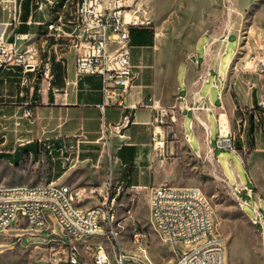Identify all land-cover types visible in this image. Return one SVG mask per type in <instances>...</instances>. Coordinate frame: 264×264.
Segmentation results:
<instances>
[{"label":"crops","instance_id":"0c3cea01","mask_svg":"<svg viewBox=\"0 0 264 264\" xmlns=\"http://www.w3.org/2000/svg\"><path fill=\"white\" fill-rule=\"evenodd\" d=\"M8 1L0 0V24L12 22ZM19 1L20 24L8 26L6 34L11 40L15 32L31 34L40 61L50 60L52 68L50 78L43 77L42 63L34 71L13 67L1 72L0 185L54 182L75 190L95 188H79L81 178L71 181V176L83 172L84 181L102 182L105 154L110 151L120 178L125 168L130 169L128 190L150 197L152 189L162 185L155 174L162 170L167 125L175 115L181 116L190 149L200 157L214 155L212 138L216 136L217 142L220 130L236 136L235 122L248 123L252 117L256 127L249 143L247 136L248 146L253 144L255 150L264 151V66L248 62L247 56L234 62L238 38L230 34L223 44L210 47L206 43L202 55L197 54L198 43L179 64L169 91L158 34L151 26L135 29L131 59L138 78L127 100L129 108L109 106L102 111V77L78 74L75 49L65 37L58 38L49 31L61 12L68 20L74 6L69 4L63 10L66 0H61L55 9L40 12L35 0ZM25 2L28 6L23 8ZM232 39L235 48L223 68ZM29 109L34 112L31 119L24 117ZM161 112L167 113L163 124L158 121ZM127 114L132 123L120 138L112 127ZM186 114L192 115L188 131ZM245 135L242 131L241 149L246 148ZM192 136H196L199 149L192 148ZM236 184L241 185L239 181Z\"/></svg>","mask_w":264,"mask_h":264},{"label":"built area","instance_id":"2783aa9c","mask_svg":"<svg viewBox=\"0 0 264 264\" xmlns=\"http://www.w3.org/2000/svg\"><path fill=\"white\" fill-rule=\"evenodd\" d=\"M8 2L12 22L0 24V75L2 70L13 67H22L26 72L34 71L42 63L43 77L50 78L51 61H40L31 34L15 32L12 40L7 36L6 28L19 25L22 13V1ZM60 3L61 0H35L36 9L40 12L55 9ZM69 4L74 6L71 17L65 21L64 13L61 12L57 21L49 25V31L58 38L65 37L75 49L78 74L102 77L104 103L99 106L102 111L109 106L129 108L127 100L138 78L131 59V29L151 26L147 9L141 0H66L63 10ZM260 64L264 66V60ZM33 115V110L29 109L24 117L31 119ZM165 118L167 113L161 112L158 121L163 124ZM174 118L171 116V119ZM131 123L132 118L127 114L119 125L112 127V131L122 138ZM242 123L244 126L247 124ZM235 137L230 132L222 133L220 130L218 147L228 148L238 154L234 146ZM109 159L113 160V156L109 155ZM234 187L242 210L247 202L241 199L240 194L247 192L253 199L255 216L250 220L261 224L260 234L264 238L261 200L247 187L239 184H234ZM122 190L121 185H112V173L103 186L84 190L54 182L0 185V233L10 228L15 217H18L19 223L25 222L42 230L45 229V221L54 216L68 235L70 248L60 249L59 240L56 245H48L47 241L45 244L56 253L48 260H39L34 264H108L109 251L103 244L92 240L106 236L118 241L114 208ZM72 192H80V199H72ZM89 195L100 196L103 202L91 208L80 207L81 196ZM44 203H51V212H44ZM150 217L154 227L160 229L165 242L176 254L172 264H226V243L216 233L213 204L200 188L168 185L153 188ZM77 241H84V249H90L89 258H82V253L76 252ZM134 241L138 245L137 253L130 254L118 245L120 264H155L142 243V234L135 233Z\"/></svg>","mask_w":264,"mask_h":264},{"label":"rangeland","instance_id":"374dc122","mask_svg":"<svg viewBox=\"0 0 264 264\" xmlns=\"http://www.w3.org/2000/svg\"><path fill=\"white\" fill-rule=\"evenodd\" d=\"M141 2L148 11L151 27L158 34L164 81L169 91L175 84L174 74L179 64L188 58L198 43L197 54L202 55L204 44L208 43L210 47L223 44L231 34L239 40L234 62L244 56H247L248 62L254 64L264 60V0ZM234 48L232 39L229 43L230 52L222 61L223 68L226 67ZM208 89L209 87L206 91ZM191 120L192 115L186 114V131L190 129ZM249 124H234V146L243 157V163L238 154L225 147L219 148L216 136L212 138L214 155L210 153L200 157L194 153L184 132L181 116L175 115L167 125V143L161 157L162 170H157L155 174L162 185L197 187L208 197L215 210L216 233L226 243V264H264V238L260 234L262 226L253 225L250 220L255 216L254 201L247 192L240 194L241 199L247 202L242 210L234 187L239 181L241 186L257 194L261 200L260 212L264 221V151L248 146ZM242 131H246L243 143L245 149L238 145ZM191 146L199 149L196 136H192ZM109 155H112L110 151L105 154L102 182L84 181L83 172L71 176V181L81 178L77 182L79 188H97L103 186L112 173L113 181L118 180L123 188L114 208V226L119 231L118 241L106 236L92 241L103 244L114 259L113 248L118 249V245L130 254L137 253L138 245L134 241V234L140 233L143 236L142 243L147 247L155 264H172L176 254L151 222L150 197L128 190L120 180L117 163L114 159L110 160ZM157 158L160 164V156ZM85 198L78 204L82 208L95 207L103 202L100 196L89 195ZM50 222L51 230H37L25 222L19 223L18 217L13 218L10 228L0 233V264H34L39 260H48L56 252L45 244L47 241L59 240L69 244V237L59 221L53 216ZM106 228L104 231L107 235ZM50 233L52 236L48 237Z\"/></svg>","mask_w":264,"mask_h":264},{"label":"bare ground","instance_id":"6f19581e","mask_svg":"<svg viewBox=\"0 0 264 264\" xmlns=\"http://www.w3.org/2000/svg\"><path fill=\"white\" fill-rule=\"evenodd\" d=\"M232 136H235L232 134ZM112 185H120V182H114L112 179ZM87 196H81V202H83ZM72 199H80V192H72ZM44 212H51V203H44ZM253 225H258L256 221H251ZM51 222L50 219H47L45 221V228L51 230ZM160 232V229H157ZM48 245H56V242H49ZM59 248L60 249H67L70 248V242L69 244H64L62 241H59ZM114 251V259L112 258V254H109L108 257V264H120L119 261V248H113ZM112 249V250H113ZM76 252L77 253H82V258H89L90 257V249H84V241H77L76 244ZM92 264H101V262H92Z\"/></svg>","mask_w":264,"mask_h":264},{"label":"trees","instance_id":"16d2710c","mask_svg":"<svg viewBox=\"0 0 264 264\" xmlns=\"http://www.w3.org/2000/svg\"><path fill=\"white\" fill-rule=\"evenodd\" d=\"M27 6H28V2H27V3L25 2V4H23V8H26ZM145 28H146L145 26H142V27H134V28H132V29H131V36H133L135 29H145ZM133 42H134V39L132 38V43H133ZM249 123H250V124H249V130H248V134H247L248 139H249L252 135H254L255 127H256V125H255V121H254V118H253V117L250 119ZM249 141H250V139L248 140V143H249ZM249 146H251V148L255 149L253 144H251V145H249ZM129 178H130V169H126V168H125V169L123 170L122 174H121V178H120V180H121V182H122L123 184L126 185V182L129 181Z\"/></svg>","mask_w":264,"mask_h":264}]
</instances>
